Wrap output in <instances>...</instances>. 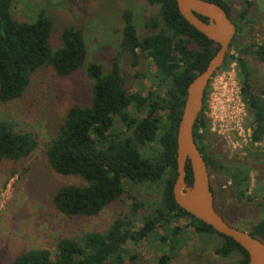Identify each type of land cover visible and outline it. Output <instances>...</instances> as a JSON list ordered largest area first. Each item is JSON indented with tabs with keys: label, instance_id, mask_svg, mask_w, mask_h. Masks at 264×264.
<instances>
[{
	"label": "trees",
	"instance_id": "16d2710c",
	"mask_svg": "<svg viewBox=\"0 0 264 264\" xmlns=\"http://www.w3.org/2000/svg\"><path fill=\"white\" fill-rule=\"evenodd\" d=\"M145 1L157 9L145 22L151 33L139 37L133 11L124 7L118 43L120 50L133 56V65L138 63L140 54L154 66L149 74L150 87L143 95L141 90L130 91L124 86L117 56L105 71L96 62H86L87 46L80 28L60 27V45L52 49L49 38L54 22L49 14L40 9L31 21L17 20L11 14L14 0H0V102L21 97L33 73L48 66L57 77L69 76L84 67L90 82L89 102L67 108L45 150L47 163L54 172L80 180L57 189L53 196L56 210L70 218L94 217L124 196L133 197L131 207L117 211L105 231L62 237L53 256L45 248L27 249L9 264H132L136 255L126 245L149 238L168 247L166 253L157 257V264H166L174 250L181 247L180 237L188 234L198 237L201 248L196 247L203 253L212 250L214 255L231 259L221 264L248 263V254L238 243L180 208L172 194L176 132L186 89L218 46L181 16L175 0ZM209 1L224 8L236 25V33L218 70L236 62L250 129L245 148L248 157L256 158L264 140V89L254 91L245 56L250 54L264 62V41L257 44L249 38L252 41L246 44L243 40V31L252 24L253 1L243 0L235 16H231L226 1ZM231 47L234 53L229 52ZM206 94L207 88L192 130L197 148L208 170L224 179L222 198L236 203L254 202L257 192L248 193L251 163L227 164L209 149V120L204 113ZM14 128L12 122L0 118V161L19 160L36 147L30 132L19 133ZM186 181H192L189 164ZM210 186L217 199L211 183ZM261 189L255 224L244 228L223 219L264 241V188ZM180 220L186 223L179 225ZM126 258L129 263H125Z\"/></svg>",
	"mask_w": 264,
	"mask_h": 264
},
{
	"label": "rangeland",
	"instance_id": "374dc122",
	"mask_svg": "<svg viewBox=\"0 0 264 264\" xmlns=\"http://www.w3.org/2000/svg\"><path fill=\"white\" fill-rule=\"evenodd\" d=\"M224 1L231 7V16H235L243 4V0ZM250 1H253L250 8L252 24L243 31V40H246V44L252 40L259 44L264 41V0ZM124 7L132 9L139 37L150 34L151 30L145 27V22L149 16L157 13V9L145 0H14L11 14L14 19L25 21L34 19L40 9L49 14L54 22L49 38L52 49L60 45V27L72 25L80 28L87 46L86 62H96L105 71L110 67L112 58L117 56L124 86L130 91L141 90L145 95L150 87L149 74L154 71V66L140 54L138 63L133 65V56L126 50H120V13ZM249 38L252 40H248ZM232 47L230 53H234ZM245 59L248 62L254 91L264 89V62L256 60L250 54L246 55ZM233 63L234 61L230 62L226 68L218 70L214 75L231 69ZM234 67L240 87L236 64ZM90 95V82L84 67L69 76L57 77L48 66L33 73L21 97L0 102V118L12 122L15 131L19 133L30 132L36 142L35 149L28 156L16 161H0V264H9L17 254L30 248H45L53 256L60 238L79 236L87 231L103 232L117 211L131 207L133 197L124 196L122 201L104 208L94 217L70 218L59 213L53 204L57 189L66 184L78 183L80 180L58 174L50 168L45 155L47 143L55 136L56 128L67 108L88 103ZM247 118L246 113V128ZM208 141L210 151L214 155H220L225 163H251L248 193L257 192L254 202L236 203L222 198L220 190L224 188V179L209 171L210 183L217 196L216 201L224 204V208L220 210L225 218L249 228L259 218L256 202L263 192L261 188H264V140L259 144V157H248L245 148L247 145L241 141L236 146L229 145L222 135L211 130L209 120ZM131 194L135 195L134 192ZM185 223V220L178 222L179 225ZM137 225L140 226V223ZM158 233H162V230H158ZM180 242L181 247L174 250L173 257L166 264L231 262V259L214 255L212 250L203 253L199 249L201 244L195 234L183 235ZM126 248L136 255L132 264H157V257L166 253L168 247L161 246L158 239L149 238L135 244L129 242ZM125 263H129L127 258Z\"/></svg>",
	"mask_w": 264,
	"mask_h": 264
},
{
	"label": "water",
	"instance_id": "95a60500",
	"mask_svg": "<svg viewBox=\"0 0 264 264\" xmlns=\"http://www.w3.org/2000/svg\"><path fill=\"white\" fill-rule=\"evenodd\" d=\"M181 16L197 31L213 41L218 49L205 68L188 84L176 132V177L172 194L177 205L187 213L231 238L248 254L247 264H264V241L247 230L229 225L214 208L208 167L193 137V126L201 111L204 92L214 73L221 67L236 25L220 5L209 0H175ZM201 17L207 19L202 20ZM192 181H186V165Z\"/></svg>",
	"mask_w": 264,
	"mask_h": 264
},
{
	"label": "built area",
	"instance_id": "2783aa9c",
	"mask_svg": "<svg viewBox=\"0 0 264 264\" xmlns=\"http://www.w3.org/2000/svg\"><path fill=\"white\" fill-rule=\"evenodd\" d=\"M235 64L231 65V69L211 77L205 103L211 130L222 135L232 146L239 141L248 145L250 133L244 124L247 112L236 79Z\"/></svg>",
	"mask_w": 264,
	"mask_h": 264
},
{
	"label": "flooded vegetation",
	"instance_id": "af4514ba",
	"mask_svg": "<svg viewBox=\"0 0 264 264\" xmlns=\"http://www.w3.org/2000/svg\"><path fill=\"white\" fill-rule=\"evenodd\" d=\"M214 208L215 210L222 216V218L226 219L223 213L221 212L220 208H224L223 202L217 203L216 198L214 199Z\"/></svg>",
	"mask_w": 264,
	"mask_h": 264
}]
</instances>
